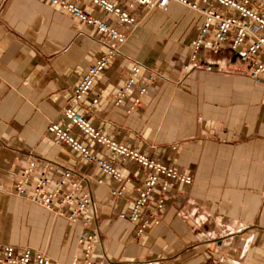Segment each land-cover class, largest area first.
Returning a JSON list of instances; mask_svg holds the SVG:
<instances>
[{
	"label": "crops",
	"instance_id": "crops-1",
	"mask_svg": "<svg viewBox=\"0 0 264 264\" xmlns=\"http://www.w3.org/2000/svg\"><path fill=\"white\" fill-rule=\"evenodd\" d=\"M131 13L141 18L139 26H117L125 44L75 103V85L104 51L96 30L48 0H0V244L27 246L56 264L82 250L78 225L15 193L16 174L33 156L83 177L94 262L162 257L171 264H264V73L259 82L249 77L258 58L243 60L226 42L216 52L204 48L183 69L199 14L177 4ZM91 14L115 25L99 8ZM133 64L140 73L116 105L113 97ZM141 85L146 91L134 105ZM66 105L110 139L192 177L187 185L169 181L168 197L155 211L159 223L142 235L119 213L130 211L148 171L70 125L61 116ZM56 121L95 156L117 164L129 180L123 197L109 193L117 183L96 164L47 131ZM52 174L58 177V170ZM101 177L105 182L97 184Z\"/></svg>",
	"mask_w": 264,
	"mask_h": 264
},
{
	"label": "built area",
	"instance_id": "built-area-1",
	"mask_svg": "<svg viewBox=\"0 0 264 264\" xmlns=\"http://www.w3.org/2000/svg\"><path fill=\"white\" fill-rule=\"evenodd\" d=\"M70 13L78 21L96 30L99 41L104 51L97 59L86 66L83 75L78 80L72 92L70 100L79 103L84 95L93 87L98 75L114 58L119 47L125 44L126 34L118 27L126 25L131 29L139 26L141 18H136L131 11L138 7H144L146 12L166 11L171 4H177L185 9L196 12L201 17L197 25L195 35L190 39L188 60L183 64L187 69L191 63L197 60L201 50L208 49L216 52L226 42L230 49L237 53L243 60L257 57L249 71V77L254 82H259L264 73V0H122L116 3L114 0H48ZM101 9L115 25L94 16L91 11ZM208 70L211 68L206 66ZM140 73V67L133 64L115 93L113 100L116 105H122L129 88L134 86ZM151 78L147 79L150 82ZM146 91L141 85L135 98L134 105L140 101V97ZM99 95V94H98ZM98 95L91 101L96 104ZM61 116L75 126L84 135L89 136L95 143L102 144L112 153H116L120 160L132 159L142 169L148 171L142 183L137 189V195L131 201V209L128 213L120 212L119 217L136 224V234L142 235L147 226L158 224L159 218L156 210H159L168 197L167 189L169 181L180 184H190L192 177L182 173L170 164L156 161L135 149L110 139L100 129L97 130L82 115L78 114L72 105H66L61 110ZM47 131L58 140L78 151L82 158L96 164L100 170L114 183L116 187L110 188L109 193L113 197H123L126 183L117 164L108 162L95 156L84 144L80 143L71 133L69 127L60 122H51ZM25 165L18 171L13 189L19 196L42 207L57 217H64L71 224L78 225L77 242L82 246L79 255H76L68 264H106L99 260L94 262L92 258L95 244L93 239L96 233L87 230L93 215L89 211L90 195L82 187L83 177L66 167L56 165L50 160H35L33 156L26 159ZM58 170V177H53V172ZM105 180L101 177L96 180L101 184ZM160 188L158 200L151 207V197ZM0 264H56L43 252L35 251L27 246L14 247L11 243L0 244ZM129 264H171L165 258H147L134 260Z\"/></svg>",
	"mask_w": 264,
	"mask_h": 264
}]
</instances>
